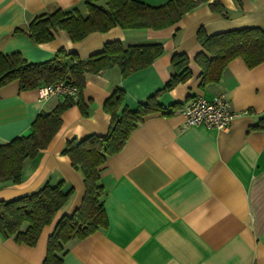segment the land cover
Instances as JSON below:
<instances>
[{"label": "crops", "instance_id": "obj_1", "mask_svg": "<svg viewBox=\"0 0 264 264\" xmlns=\"http://www.w3.org/2000/svg\"><path fill=\"white\" fill-rule=\"evenodd\" d=\"M87 1L0 0V53L18 52L28 62H43L63 48L86 59L113 40L125 46L160 43L163 51L126 76L117 65L87 74L80 91L85 112L76 103L65 109L49 144L24 161L21 181L0 183V200L58 181L64 191L72 189L35 245L18 244L0 234V264H43L55 223L72 214L84 195L82 171L62 153L66 141L105 135L110 115L103 104L113 90L122 88L126 105L136 109L169 79L174 53L188 56L191 77L162 92L158 102L165 112L147 114L122 149L99 167L107 227L68 242L59 256L64 264H264V127L258 126L264 123V62L248 68L234 58L218 82L201 89V68L194 61L203 50L196 37L200 27L208 35L264 27V0H217L224 14L213 11L208 3L214 0H208L164 29L114 26L75 42L64 30L44 43L29 37L27 27L35 17L74 8L86 17ZM139 1L160 5L167 0ZM220 93L236 113L228 130L182 127L181 108L188 101L211 100ZM61 100L40 99L38 88L21 91L17 81L0 87V144L29 133L36 115ZM173 103L179 105L166 112Z\"/></svg>", "mask_w": 264, "mask_h": 264}, {"label": "trees", "instance_id": "obj_2", "mask_svg": "<svg viewBox=\"0 0 264 264\" xmlns=\"http://www.w3.org/2000/svg\"><path fill=\"white\" fill-rule=\"evenodd\" d=\"M207 1L167 0L160 5H149L139 0H88L86 17H82L75 8L56 9L35 17L27 27L28 35L35 43H44L53 39L55 31L64 30L75 42L92 32H105L114 26L122 29H164ZM208 5L213 11L224 14L225 8L219 1L214 0ZM196 37L203 49L194 57L201 68V89L208 83L218 82L224 68L234 58H241L248 68L264 62V27L246 26L211 35L200 27ZM162 51L160 43L125 46L120 40H113L86 59H80L75 52H67L63 48L58 49L53 58L43 62H28L18 52L0 53V87L17 81L19 90L24 91L65 79L78 89L76 97L64 96L51 110H41L33 120L29 133L0 144V183L21 181L24 161L35 157L49 144L60 128V117L65 109L76 103L85 112L80 91L87 74H96L117 65L121 75L126 76L148 66ZM188 64L189 58L185 53H174L171 57L173 73L169 79L134 110L125 103V91L116 87L103 104L110 115L107 133L66 141L62 153L82 171L84 195L72 214L62 215L55 223L47 238L43 264H64L59 254L64 252L68 242L107 227L105 187L100 182L99 167L107 156L122 149L130 132L147 114L165 112L166 108L158 102V97L191 77ZM178 105L171 104L166 112H171ZM258 126L264 127V123ZM62 186V181L45 183L34 192L0 200L2 237H12L18 244L35 245L43 228L53 221L72 192V189L64 191Z\"/></svg>", "mask_w": 264, "mask_h": 264}, {"label": "built area", "instance_id": "obj_3", "mask_svg": "<svg viewBox=\"0 0 264 264\" xmlns=\"http://www.w3.org/2000/svg\"><path fill=\"white\" fill-rule=\"evenodd\" d=\"M78 89L76 86L61 79L53 84L38 87L40 99H47L51 96H73L76 97ZM182 127L202 125L206 128L228 130L231 120L236 113L231 109L230 102L224 93H220L211 100L196 97L188 101L182 108Z\"/></svg>", "mask_w": 264, "mask_h": 264}]
</instances>
